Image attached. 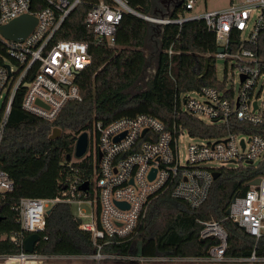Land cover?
I'll return each instance as SVG.
<instances>
[{
	"label": "built area",
	"instance_id": "1",
	"mask_svg": "<svg viewBox=\"0 0 264 264\" xmlns=\"http://www.w3.org/2000/svg\"><path fill=\"white\" fill-rule=\"evenodd\" d=\"M46 1L49 6L33 11L31 0H0V26L27 13L38 20L23 41L7 39L0 33L4 50L0 54V147L20 88L25 89L22 108L47 121H54L69 101L83 99L77 76L93 62L90 43L55 37L83 0ZM193 7L194 1L187 0L185 9ZM126 12L159 28L202 19L215 33L218 49L222 48L214 57L238 68L237 93L222 82L221 87L204 86L176 94V112L214 126L230 128L233 118L264 126V0H232L222 10L177 18L143 14L126 0H97L85 16L96 44L117 47V28ZM88 135L85 154L73 155L61 169L59 194L19 200L15 209L21 230L10 238L20 251L0 254V264H264V254L257 251V242L264 237V177L250 185L244 195L235 196L228 209L227 217L256 240L249 255L228 254V232L217 220L199 221L200 238L217 240L203 255L135 252L139 228L156 198L169 193L193 208L201 206L219 168L209 163L257 164L264 158V135L228 131L223 136L202 138L191 135L180 124L168 126L147 113L109 123L95 121ZM186 137L191 142L185 147L184 157L182 141ZM88 160L90 164H84ZM84 184L86 189L82 188ZM13 189V178L0 168V194L4 196ZM58 203L75 207L79 227L91 235L94 251L41 253L35 246L31 252L25 250L27 236L45 229L48 210ZM129 241L128 252L107 249Z\"/></svg>",
	"mask_w": 264,
	"mask_h": 264
},
{
	"label": "trees",
	"instance_id": "2",
	"mask_svg": "<svg viewBox=\"0 0 264 264\" xmlns=\"http://www.w3.org/2000/svg\"><path fill=\"white\" fill-rule=\"evenodd\" d=\"M95 1L83 0L55 36L56 39L90 43L93 62L77 76L83 99L69 101L54 121L44 120L22 108L24 88L19 89L13 101L0 147V168L14 180V189L4 196L0 194V236H6L0 238V254L20 251L18 244L10 238L21 230L15 209L19 200L22 197H54L60 193L61 169L70 161L68 156L73 157L78 136L82 132L90 133L95 121L109 123L123 116L147 113L168 126L180 124L191 135L202 138L223 136L228 131L264 135L263 125L233 118L230 128L214 126L175 111L176 94L204 86H222L214 57L218 50L216 36L204 20L164 25L153 76L145 89L129 94L127 90L138 81L146 65L144 47L149 22L126 12L117 28V47H108L105 42L96 44L93 30L85 23V16ZM126 1L131 8L149 14L150 0ZM186 2L184 0L181 6L173 9L172 18L186 14ZM47 6L46 0H31L33 11ZM170 49L172 53H169ZM3 52L0 46V54ZM54 127L62 129V135L57 139L50 138ZM218 172L207 200L197 208L169 193L151 203L139 228L142 254H205L217 240L200 238V220H217L223 224L228 232V254L251 253L256 245L255 238L227 216L233 198L244 195L252 180L264 177V158L257 164L222 166ZM38 234L35 250L41 253L94 251L91 235L80 229L72 207L67 203H58L52 208L45 229ZM130 248L131 241L107 247L122 252H128ZM257 251L264 254V237L258 240Z\"/></svg>",
	"mask_w": 264,
	"mask_h": 264
},
{
	"label": "rangeland",
	"instance_id": "3",
	"mask_svg": "<svg viewBox=\"0 0 264 264\" xmlns=\"http://www.w3.org/2000/svg\"><path fill=\"white\" fill-rule=\"evenodd\" d=\"M155 4H158L161 0H153ZM194 1V8L192 11L190 10L189 13L191 14H203L208 11H216V10H222L230 6L232 0H193ZM255 14H253V17L251 19L250 24L253 23ZM156 27V26H155ZM151 27L152 32L149 35V38L147 39V42L144 47V52L146 55V65L143 70V73L141 74L138 81L131 86L127 93L133 94L136 92H139L140 90H143L146 88L147 82L151 79L155 72L156 63H157V54L160 50V35L155 34L153 32V28H157V32L159 31V27ZM156 32V33H157ZM216 70H217V77L218 79L225 83L227 88H233L235 93L238 92V89L240 87V80H239V74H238V68L236 66H232L231 64H227L224 59L217 58L216 59ZM264 94V91H263ZM199 141V140H196ZM191 142L189 137H186L182 141V150H183V156L185 157V147ZM209 165H212L213 167H221L222 165L218 162L209 163ZM227 167H234L235 164L229 163L225 165ZM73 212H76L75 207H72ZM141 249V243L140 241L137 242L136 250L135 252L138 253ZM77 264H81L80 262Z\"/></svg>",
	"mask_w": 264,
	"mask_h": 264
},
{
	"label": "water",
	"instance_id": "4",
	"mask_svg": "<svg viewBox=\"0 0 264 264\" xmlns=\"http://www.w3.org/2000/svg\"><path fill=\"white\" fill-rule=\"evenodd\" d=\"M184 0H162L164 6L166 7V12L162 14V17H167L171 12V7H179L183 4ZM37 17L32 14H22L10 22L3 24L0 26V33L6 37L7 39L14 40V41H23L35 28L37 25ZM151 23H149L150 25ZM218 51H222V48H219ZM256 105V102H255ZM62 135V129L59 127H54L52 133L50 135L51 139H57ZM89 143V135L88 132H82L75 144V152L74 155L76 157H81L85 154ZM69 159L72 156H68ZM155 174V170H153L152 175ZM219 172H214V178H217ZM260 177L255 178L252 180L249 185H256L260 182ZM87 184L83 185V189H86ZM52 209L48 210V213L51 212ZM1 219V217H0ZM79 222V220H78ZM39 240L38 233H31L27 236L25 240V250L31 252L34 250L35 243ZM203 240V239H202Z\"/></svg>",
	"mask_w": 264,
	"mask_h": 264
},
{
	"label": "crops",
	"instance_id": "5",
	"mask_svg": "<svg viewBox=\"0 0 264 264\" xmlns=\"http://www.w3.org/2000/svg\"><path fill=\"white\" fill-rule=\"evenodd\" d=\"M150 1H151V9H150V12H149L148 15H151V16H162V14L166 12V7L164 6L162 0L158 4H155L153 0H150ZM173 9H175V7H171V12L173 11ZM192 9H191V11H192ZM189 11L190 10H186L185 11L187 15L191 14V13H189ZM171 12H170V14H171ZM151 27H155V26H153L152 23L149 25L146 42H147V39L149 38V35L152 33V32H150L151 31ZM161 30H162V28H160L159 31L157 32V28L156 29L153 28V32L155 34H159L160 35Z\"/></svg>",
	"mask_w": 264,
	"mask_h": 264
},
{
	"label": "flooded vegetation",
	"instance_id": "6",
	"mask_svg": "<svg viewBox=\"0 0 264 264\" xmlns=\"http://www.w3.org/2000/svg\"><path fill=\"white\" fill-rule=\"evenodd\" d=\"M172 1V0H171Z\"/></svg>",
	"mask_w": 264,
	"mask_h": 264
}]
</instances>
